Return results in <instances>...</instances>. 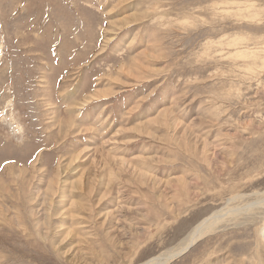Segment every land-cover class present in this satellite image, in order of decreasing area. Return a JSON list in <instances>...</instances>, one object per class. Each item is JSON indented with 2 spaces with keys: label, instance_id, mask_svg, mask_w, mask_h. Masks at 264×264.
Segmentation results:
<instances>
[{
  "label": "rangeland",
  "instance_id": "obj_1",
  "mask_svg": "<svg viewBox=\"0 0 264 264\" xmlns=\"http://www.w3.org/2000/svg\"><path fill=\"white\" fill-rule=\"evenodd\" d=\"M221 209L169 264H264V0H0V264H142Z\"/></svg>",
  "mask_w": 264,
  "mask_h": 264
},
{
  "label": "bare ground",
  "instance_id": "obj_2",
  "mask_svg": "<svg viewBox=\"0 0 264 264\" xmlns=\"http://www.w3.org/2000/svg\"><path fill=\"white\" fill-rule=\"evenodd\" d=\"M105 142H107V141H105ZM6 160H8V159H6ZM229 213H230V211L225 212V209L215 211L209 217H207L206 219L202 220L197 225H195L191 229V231L179 242L178 245H176L173 248H170L169 250H167L165 252L160 253L158 256L151 258L150 260H147L146 262H144L142 264H165V263H169L172 259H174V257H176V256L180 255L181 253H183L184 251H186L190 246H192L194 243L199 241L201 238H203L204 236H206L212 232H215L218 228H220L219 225H223L221 222L226 218V216ZM225 222H226V220H225Z\"/></svg>",
  "mask_w": 264,
  "mask_h": 264
},
{
  "label": "water",
  "instance_id": "obj_3",
  "mask_svg": "<svg viewBox=\"0 0 264 264\" xmlns=\"http://www.w3.org/2000/svg\"><path fill=\"white\" fill-rule=\"evenodd\" d=\"M198 242V241H197ZM196 242V243H197ZM196 243H194L192 246H190L186 251H184L183 253H181L180 255H178V256H176V257H174V259H176V258H178V257H180V256H182L183 254H185L186 252H188ZM174 259H172L171 261H173ZM170 261V262H171ZM169 262V263H170ZM169 263H165V264H169Z\"/></svg>",
  "mask_w": 264,
  "mask_h": 264
}]
</instances>
